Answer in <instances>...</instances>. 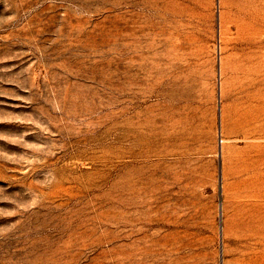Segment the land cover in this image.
Masks as SVG:
<instances>
[{
	"label": "rangeland",
	"instance_id": "obj_1",
	"mask_svg": "<svg viewBox=\"0 0 264 264\" xmlns=\"http://www.w3.org/2000/svg\"><path fill=\"white\" fill-rule=\"evenodd\" d=\"M0 264H264V0H0Z\"/></svg>",
	"mask_w": 264,
	"mask_h": 264
}]
</instances>
